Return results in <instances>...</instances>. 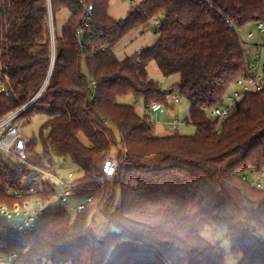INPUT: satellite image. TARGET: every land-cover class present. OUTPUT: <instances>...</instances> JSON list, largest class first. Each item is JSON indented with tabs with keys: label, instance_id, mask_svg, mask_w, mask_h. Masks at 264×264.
I'll use <instances>...</instances> for the list:
<instances>
[{
	"label": "trees",
	"instance_id": "obj_1",
	"mask_svg": "<svg viewBox=\"0 0 264 264\" xmlns=\"http://www.w3.org/2000/svg\"><path fill=\"white\" fill-rule=\"evenodd\" d=\"M108 7L109 0H0V117L30 103L53 64L21 116L48 114L43 151L29 140L30 161L48 166L49 157L50 165L53 156L70 158L80 171L71 182L75 194L92 197L75 218L47 213L33 231L14 237L15 264H104L124 240L140 246L120 247L110 264H226L221 244L204 237L206 226L225 231L241 254L237 264H264V189L246 176L249 168L264 169V92L247 93L219 129L206 112L223 103L244 67L228 20L246 26L264 18V0H142L120 20ZM154 19L156 41L119 59L115 46ZM151 61L165 76L180 75L169 94L149 76ZM175 89L189 103L193 134L157 135L148 116L121 100L131 94L169 109ZM113 148L120 163L106 178ZM26 171L0 160L6 182L17 184ZM94 212L105 217L102 229Z\"/></svg>",
	"mask_w": 264,
	"mask_h": 264
},
{
	"label": "built area",
	"instance_id": "obj_2",
	"mask_svg": "<svg viewBox=\"0 0 264 264\" xmlns=\"http://www.w3.org/2000/svg\"><path fill=\"white\" fill-rule=\"evenodd\" d=\"M93 10L90 3L86 7L84 27L88 26L87 16H90ZM228 22L241 40L244 67L234 82L237 88L233 94L226 95L222 104L206 108L207 114L218 122L217 129L233 114L237 104L247 93L264 92V74L258 71L261 67L264 70V18L255 22L258 39L252 30H246V26L231 20ZM81 33L82 30H79V34ZM92 85L95 86V83ZM42 90L30 103L0 117V160L10 165L24 164L27 167L25 176L30 174L27 181H24V176L17 184L6 182L0 176V264H15L20 252L11 244L12 239L33 231L45 214L67 211L75 218L92 200V197L79 198L75 194L72 178L60 179L56 176L55 163L50 165V157L46 159L48 166L30 161L29 140L24 136V126L19 119ZM3 91L5 87L0 84V92ZM159 112L165 113L166 108L157 102L145 104L143 114L149 117L151 123ZM164 121L175 132L182 123L177 118ZM119 163V159L114 155L105 159L103 173L106 178L115 175ZM29 167L34 168L32 173L28 172ZM252 184L264 189V172L258 182L253 181Z\"/></svg>",
	"mask_w": 264,
	"mask_h": 264
},
{
	"label": "rangeland",
	"instance_id": "obj_3",
	"mask_svg": "<svg viewBox=\"0 0 264 264\" xmlns=\"http://www.w3.org/2000/svg\"><path fill=\"white\" fill-rule=\"evenodd\" d=\"M142 0H109V7L108 12L111 17L115 20L124 19L128 11L131 9L132 6L138 5ZM69 15V11L67 9L60 12L57 26L58 28L64 23L65 19ZM158 20H152L149 23L147 28L139 27L135 30L131 31L127 34L114 48V51L119 59H124L128 56H132L138 52H140L144 47L152 45L157 39V33H155L154 28L157 26ZM51 35H52V47L55 46L54 42V26L51 22ZM246 30H252L255 35L256 39H258L257 28L255 22L246 25ZM6 36H4V40L6 41ZM54 56V55H53ZM264 61V55L263 60ZM262 68V67H261ZM259 69L258 71L264 74V70ZM149 76L157 81L162 88L164 89H171L176 88L177 83L180 80V75L178 73L165 76L159 69L157 63L155 61H151L147 67ZM84 70L87 73L86 66ZM237 88V85L233 83L226 95L233 94L234 90ZM123 102L133 104L136 108V111L143 115V111L145 108V100L143 98H136L133 95H126L121 99ZM167 100L171 103V108L166 109V112H159L153 117V124L155 127V133L157 135H166L170 133H174V129L166 125L164 120L177 118L182 123L179 125L178 131L180 134H193L196 132V128L194 125L187 123L185 120L189 113V103L186 99L180 97L175 89V91L167 95ZM166 108L165 105H163ZM209 119L216 120L214 117L208 114ZM48 119V114L46 112H35L32 115L23 117L19 119V122H22L24 126V136L28 140H35L34 150L35 152L41 153L43 151L42 145V137L47 136V126L46 121ZM111 155L118 156V148H113ZM14 160V158H13ZM54 161V169L55 174L58 178H72L75 179L80 174V171L77 165L71 160L70 158L64 160L63 158H59L53 156ZM34 168L29 167L28 172H33ZM264 172V169L261 170H254L253 168H249L246 171L247 179L250 182L259 180L261 173ZM29 173L24 177V181L28 180ZM72 175V176H70ZM117 196H119V190L117 191ZM93 222L95 226H99L101 228L105 225L106 220L105 217L100 212H94L93 215ZM102 229V228H101ZM99 229V231L101 230ZM203 235L211 242L217 243L219 242L221 246L225 249L226 252V264H237L239 259L241 258V254L235 252L231 248V244L229 240L225 236V231L223 229L215 230L212 227L206 226L203 230ZM140 246L139 243L131 241V240H124L116 243L110 250L108 257L104 264H110L113 260L114 256L116 255L117 251L124 247H136ZM69 264V263H64Z\"/></svg>",
	"mask_w": 264,
	"mask_h": 264
},
{
	"label": "water",
	"instance_id": "obj_4",
	"mask_svg": "<svg viewBox=\"0 0 264 264\" xmlns=\"http://www.w3.org/2000/svg\"><path fill=\"white\" fill-rule=\"evenodd\" d=\"M55 54V46L53 47V55ZM52 66H53V64H52ZM52 66H51V69H50V72H49V75H48V78L46 79V81H45V83H44V85H43V87H42V89L45 87V85L47 84V82H48V79H49V76H50V74H51V71H52ZM41 89V90H42ZM40 92V91H39ZM166 93H170V90H166ZM112 232L113 233H115V234H119V233H121L122 232V230L120 229V228H118V227H116V226H113L112 227Z\"/></svg>",
	"mask_w": 264,
	"mask_h": 264
},
{
	"label": "crops",
	"instance_id": "obj_5",
	"mask_svg": "<svg viewBox=\"0 0 264 264\" xmlns=\"http://www.w3.org/2000/svg\"><path fill=\"white\" fill-rule=\"evenodd\" d=\"M155 128V127H154ZM164 135V134H163Z\"/></svg>",
	"mask_w": 264,
	"mask_h": 264
}]
</instances>
